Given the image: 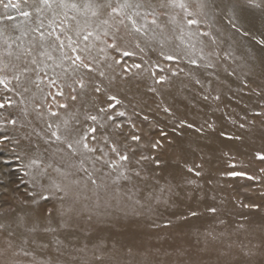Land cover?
Masks as SVG:
<instances>
[{
	"label": "bare ground",
	"instance_id": "obj_1",
	"mask_svg": "<svg viewBox=\"0 0 264 264\" xmlns=\"http://www.w3.org/2000/svg\"><path fill=\"white\" fill-rule=\"evenodd\" d=\"M17 1L0 4V138L16 160L0 166V264H126L95 256L145 237L153 249L206 248L202 235L217 230L261 252L264 117L249 112L264 103V0ZM47 201L54 214L41 216ZM133 213L170 224L134 229Z\"/></svg>",
	"mask_w": 264,
	"mask_h": 264
},
{
	"label": "rangeland",
	"instance_id": "obj_2",
	"mask_svg": "<svg viewBox=\"0 0 264 264\" xmlns=\"http://www.w3.org/2000/svg\"><path fill=\"white\" fill-rule=\"evenodd\" d=\"M5 1V0H3ZM8 2V0H6ZM2 2H0L1 4ZM14 3L17 4L18 1L14 0ZM13 6V5H12ZM194 20V19H190ZM195 21V20H194ZM194 24H197V21H195ZM247 81H252L254 78H246ZM262 91L257 90L255 88L251 89L249 88L248 91V95H255V94H262ZM259 108L261 109V111H250L249 115L250 117L252 116H262L264 117V103L260 102L259 103ZM141 116V113H139L137 110L133 111V118H138ZM122 116L117 117V120L119 121H123ZM10 145L7 141L6 137H2L0 138V156H5L2 159H5L4 161L0 162V166L2 165L1 163L4 164H9L11 165L13 162H15L16 160L14 158L10 157ZM258 159V157H257ZM149 160V158H146V161ZM260 161H263L261 159H258ZM157 164V163H155ZM225 167H227V165H224ZM15 169V168H14ZM263 171V169H262ZM0 182L4 185L5 180H0ZM258 186V182L257 181H253L251 180L250 183V187L255 189ZM6 191V189H5ZM118 194L122 196V191H118ZM252 197H255L253 195H250ZM249 197V198H252ZM10 201L11 199L9 197L6 198V203L8 204V207H10ZM50 202L47 201L45 202L46 204ZM41 205L38 207L37 212L39 215L43 216L46 214V212H49V214L52 216L54 214L53 209H51V205L50 203H48L49 205ZM132 204V203H131ZM0 205H2V202H0ZM7 207H4V209H1L2 212H6L7 211ZM49 209V210H48ZM249 210L251 212H256L257 208L256 207H250ZM121 211L120 212L122 215L124 216H129L128 211H124V207L123 205L121 206ZM1 212V211H0ZM47 214V215H49ZM80 216L84 219L87 220H94V217L89 215V214H80ZM130 216L133 217L134 222H136V224L134 223L132 228L134 229H151V230H155L158 231L159 228H165V226L170 224V219H168V217L162 218L159 215L157 216L156 222L153 219H150V221L144 223V222H140L139 220H144V216L141 214H136L133 213ZM114 230L116 232H122L123 230L121 228L115 227ZM219 232L217 230V233H206L202 235L201 240L204 241L208 247L203 248V247H197V244L194 243L192 245H188L185 243H177L175 246H172L171 244H168V247H165L163 245L162 248H157V249H153L152 247H149L148 245H152L155 241L150 238V237H145L146 238V243L143 246H140L139 244H137V246L131 244V243H127L124 247L118 248L116 247L113 243H110L111 247L108 250V253L103 254V255H96L95 259L101 258L103 256H113L115 257L116 255H123L125 257H127V263L126 264H142L145 263L146 264H155V261H162V264H203L205 262L200 261V260H195L193 262H184L181 259L183 258H188L187 257V253L192 254L194 250H199V251H203L204 253H206L207 255H209V257H213V258H220L221 260H226V258L228 257V255L231 252L237 253L239 259L233 258L231 260L233 261H240V262H244V263H248L251 259H256V261H260V259H262L264 257V251L263 248L261 249V252L257 251V246H249L246 242H242V243H231L230 241H228V238L224 237L221 238V235H217ZM226 234V233H225ZM174 235H178L181 236L179 239H186L188 236L183 234H174ZM228 236V234H226ZM172 237L171 236H164V240L163 241H169L171 240ZM147 244V245H146ZM100 245H104L103 242H100ZM176 259V260H172V259ZM167 260V261H166Z\"/></svg>",
	"mask_w": 264,
	"mask_h": 264
},
{
	"label": "snow or ice",
	"instance_id": "obj_3",
	"mask_svg": "<svg viewBox=\"0 0 264 264\" xmlns=\"http://www.w3.org/2000/svg\"><path fill=\"white\" fill-rule=\"evenodd\" d=\"M0 2H3V0H0ZM24 2L27 3L28 0H24ZM39 2H40L41 4H43L44 6H46V7H48V8H51V7H52V4L55 3L56 0H39ZM61 3H63V0H61ZM9 5H13V6H17V7H18V5H15L14 0H8V3L5 4L4 7L7 8V7H9ZM86 6H87V5H86ZM100 6H101V7H107V6H110V4H109V0H105V3L102 4V5H100ZM123 6H124V7H129V6H130V5L128 4L127 0H125V3H124ZM137 6H139V5H137ZM175 6L180 7V8H184V7H185V5H184L183 3H177V4H175ZM71 7H72V8H75L76 5H75V4H72ZM113 11H115V9H113ZM95 14H96V13L93 12V15H95ZM118 14H119V13L117 12V15H118ZM24 15L27 16V15H29V13L25 12ZM189 15H191V14L189 13ZM8 18L11 19V17H8ZM153 23H155V21H153ZM189 23H190V24H194L195 21H194V20H191V21H189ZM135 31H136V32H140L141 30H140L139 28H135ZM50 35H51V34H50ZM89 35H91V33H89ZM57 39H58V38H57ZM258 43H259V41H258ZM110 46H111V45H110ZM125 55H127V53H125ZM85 67H87V65H85ZM137 67H139V65H137ZM88 70L91 71L90 68H89ZM160 82H161V81H159V80L157 81V83H160ZM109 99H114V98H113V97H109ZM0 107H2V105H0ZM164 111L167 112L168 109L165 108ZM118 115L123 116L124 113H123V112H120V113H118ZM91 119L95 120L96 117L93 116V117H91ZM109 119H111V117H109ZM189 127H191V125H189ZM92 131L94 132L95 129H93ZM133 139H135V140H139V137H133ZM78 143H82V141H79ZM159 143H160V142L157 141V144H159ZM69 147H71V145H69ZM83 147H84V149H85L86 151H88V152H94V151H96L95 148H93V147H89V145H88L87 143H83ZM153 147L155 148L156 145H153ZM111 151H112L113 153H117V155L119 156V160H120V161H124V162H127V161H128V156H127V155H123V154L118 153V152H117V149H116L115 147H112V148H111ZM98 158H99V157H98ZM258 159L264 160V156H258ZM110 167L115 168V167H117V165H116L115 163H113V164L110 165ZM197 167H199V166H197ZM188 171L191 172V171H193V170H192L191 168H189ZM197 175H198V173H197ZM236 175H238V174H236ZM44 199H47V197H44ZM213 211H214V209H213ZM192 215L195 216L196 213L193 212Z\"/></svg>",
	"mask_w": 264,
	"mask_h": 264
}]
</instances>
